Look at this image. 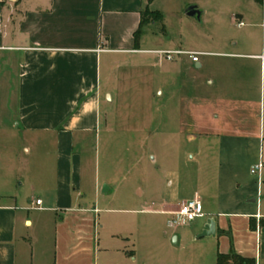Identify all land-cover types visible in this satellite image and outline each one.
Listing matches in <instances>:
<instances>
[{
	"label": "crops",
	"instance_id": "0c3cea01",
	"mask_svg": "<svg viewBox=\"0 0 264 264\" xmlns=\"http://www.w3.org/2000/svg\"><path fill=\"white\" fill-rule=\"evenodd\" d=\"M156 1L0 0V92L6 89L14 97L12 107L1 102L0 123L13 122L23 142L41 150L16 176L0 171V264H95L98 232L105 228L102 206L117 201L138 208L127 213L170 217L168 224L180 205L195 197L204 216L174 231L171 239L183 245L186 259L206 264L203 257L209 254L214 257L209 264H217L218 254L233 252L252 264H264V201L258 198L264 168L251 174L254 166L264 163V0H251L256 6L231 17L237 27L244 24L241 17L248 20L255 35L218 55L236 76L229 90L222 93L216 81L193 93L182 85L177 106L166 89L171 83H155L157 74L166 80L174 76L167 63L176 59L168 62L158 52H192L154 49L159 37L146 32L135 45L143 15ZM196 8L202 17L205 12ZM261 26L258 35L254 29ZM200 57L193 63L188 54L178 56L201 70ZM146 61L151 87H124L125 81L142 77L122 69ZM134 95L149 97L148 104L131 99L122 105L125 96ZM121 107L137 114L124 120ZM253 110H259V119L263 116L256 132ZM175 126L188 145L208 143L216 152L207 160L199 149L190 159L186 156L183 166L189 170L190 163L199 173L209 164L217 172L215 193L209 195L214 196L210 201L215 209L202 197L206 188L199 181L179 179L185 189L178 199L162 194L175 183L169 184L166 154L158 151L172 144ZM222 126L225 132H215ZM24 150L33 154L31 147ZM243 168L253 182H244ZM180 169L176 173L182 174ZM20 188L29 194L20 193ZM151 191L159 192V199H150ZM209 219L215 220L216 235L199 247Z\"/></svg>",
	"mask_w": 264,
	"mask_h": 264
},
{
	"label": "rangeland",
	"instance_id": "374dc122",
	"mask_svg": "<svg viewBox=\"0 0 264 264\" xmlns=\"http://www.w3.org/2000/svg\"><path fill=\"white\" fill-rule=\"evenodd\" d=\"M252 4L256 6L251 0H175L173 4L169 0H157L155 5L151 7L152 12H158L161 15V19H154L153 23L147 24L146 31H144L149 36L156 35L159 37L156 45L160 43L161 46L154 45L153 47L152 45L151 48L165 51L180 48L201 55L200 59L204 63L203 69H195L193 63L189 60L179 59L176 56L175 62L167 63V66L174 74L170 80L162 79L158 74L156 75L155 83L157 85L171 83V85H167L166 89L171 90V95L175 101L174 105L177 106L179 104V99L182 96V91L180 90L182 85H185L184 87L188 93H193L198 91L197 89L199 88L202 89L204 87L207 89L209 81H216V87L220 90L222 89V93L225 94V91L229 90L230 83L236 80V76H234L233 71H230L228 66L223 64L218 55L236 49L234 43H243L254 37L255 33L253 35L251 32L252 28L248 20L243 17L240 19L239 17L240 21L244 23L243 28H238L231 20L233 14L242 16L244 12L251 8ZM194 6L205 12L200 19L189 17L185 14L190 7ZM260 24L263 25L262 19ZM263 26H261L262 28L254 29L256 34H262ZM243 52L245 53V51ZM138 57L148 59L149 55H140ZM169 61L172 62L171 60ZM126 67L122 69L123 72L136 71L142 78L140 80L125 81L124 87H138L141 90H147L151 87L149 82L151 69H149L147 61L136 62ZM0 94V104L7 101L12 107L14 97L9 94V91L4 89ZM125 98L124 103L122 102L123 106H126L125 103H130L131 99L138 100L141 105L149 102V97L147 98L144 95L125 96ZM176 106L174 107L176 108ZM5 113L8 115L6 118L10 120L12 118L10 113ZM134 114H137V112H130L127 108L125 110V108L121 107L119 111V116L123 117L124 120L130 119V117L133 118ZM174 114L176 115L177 112L174 111ZM253 115L255 119L253 120L252 129L253 132H256L257 128L262 125L263 116L260 117V120L259 110H253ZM6 118L4 119L7 120ZM12 124L8 123L4 126L0 123V171H12L14 176H16L17 173L22 172L26 165L32 164L36 160L37 153L41 150L35 149L36 147H34L33 143L25 144L21 138L23 136L20 135V132H15L13 127L15 124ZM174 130L175 135L172 144H168L167 150L159 149L158 151L159 154H166L164 163L170 169L169 184L175 183L174 186L165 187L162 194L169 195L172 199H178L185 189L184 186L179 187V179H186L190 184L191 182L199 181L206 188V197L203 194L202 197L209 199V203L215 209L216 206L213 205V201H210V198L214 196L209 195L215 193L214 176L215 178L217 177V172L213 173L209 168V164L205 165L199 173L190 163L188 165L189 170L186 167L187 165H185V168L183 167L186 162V156L187 160L190 159L199 149H202L205 154L204 159H213L211 154L216 153L213 152L214 148L210 150L208 143L199 146L200 148L197 144L188 145L185 139H181L176 134L179 128L175 126ZM220 131L225 132L223 126L215 130V132ZM24 146L32 148L33 154L31 156L27 155ZM260 150L264 158L263 137L260 143ZM180 168L183 173H176ZM172 172L173 174H171ZM243 173L245 174L244 182L254 181V177H250L244 168ZM262 175L264 182V170ZM21 181L19 184L22 183ZM19 191L24 195L29 194L27 188H20ZM148 196L150 199L157 200L159 199V192L151 191ZM258 198L260 201H264V187L262 190L261 188L259 189ZM101 209L106 210L100 215L101 224H105V228L98 232L100 241L99 258L96 259L95 264H192L194 262L192 259H186L187 252L183 251V245L176 246L171 240L174 231L169 229L167 225V220L170 217L156 213H140L139 215L133 214V212L127 213L126 211H134L138 208L125 206L117 201L112 205L102 206ZM130 219L132 221L131 224L129 223ZM206 240L209 239L197 240L199 242H197V246H202L203 242H207ZM190 251L195 253L198 250L190 249ZM132 252L133 256L130 255ZM203 258L206 264L211 261L214 262V257L209 254L204 255Z\"/></svg>",
	"mask_w": 264,
	"mask_h": 264
},
{
	"label": "built area",
	"instance_id": "2783aa9c",
	"mask_svg": "<svg viewBox=\"0 0 264 264\" xmlns=\"http://www.w3.org/2000/svg\"><path fill=\"white\" fill-rule=\"evenodd\" d=\"M244 24L239 23L238 27L243 26ZM160 56H165L168 60H174L176 56H181L188 54L193 63H198L199 61V54L195 53H185L182 51H174V52H158ZM264 168V163L260 162L256 166L251 169V174L256 175L261 172ZM35 205L37 207H41L42 202L41 200H36ZM174 216L172 219L168 221V228L176 231L180 228H184L189 226L191 223L196 221L198 218L203 217V206L198 197H195L192 200L184 202L180 205L179 209L173 213Z\"/></svg>",
	"mask_w": 264,
	"mask_h": 264
},
{
	"label": "trees",
	"instance_id": "16d2710c",
	"mask_svg": "<svg viewBox=\"0 0 264 264\" xmlns=\"http://www.w3.org/2000/svg\"><path fill=\"white\" fill-rule=\"evenodd\" d=\"M255 1L259 4H262L263 2V0H255ZM154 19H161V15L158 12H152V11L145 12V14L143 15L141 28L137 30L134 34L136 46H138L140 39L143 37L145 33L143 30L144 25L153 22ZM217 264H252V262L232 252L229 255L218 254Z\"/></svg>",
	"mask_w": 264,
	"mask_h": 264
},
{
	"label": "water",
	"instance_id": "95a60500",
	"mask_svg": "<svg viewBox=\"0 0 264 264\" xmlns=\"http://www.w3.org/2000/svg\"><path fill=\"white\" fill-rule=\"evenodd\" d=\"M186 14L190 17H197L198 19L201 18V12L197 10L196 7H190ZM216 235V223L214 219H209L207 221V224L202 231V233L199 235V238H208V237H214ZM173 243L176 244V239L173 240Z\"/></svg>",
	"mask_w": 264,
	"mask_h": 264
}]
</instances>
